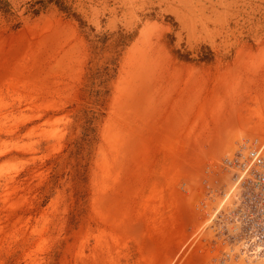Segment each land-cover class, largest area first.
<instances>
[{"label": "rangeland", "instance_id": "rangeland-1", "mask_svg": "<svg viewBox=\"0 0 264 264\" xmlns=\"http://www.w3.org/2000/svg\"><path fill=\"white\" fill-rule=\"evenodd\" d=\"M261 141L264 0H0V264H264Z\"/></svg>", "mask_w": 264, "mask_h": 264}, {"label": "built area", "instance_id": "built-area-1", "mask_svg": "<svg viewBox=\"0 0 264 264\" xmlns=\"http://www.w3.org/2000/svg\"><path fill=\"white\" fill-rule=\"evenodd\" d=\"M240 159V176L258 189L259 212L264 218V141L254 144L246 153H242ZM262 230L264 234V225ZM260 240L264 243V235Z\"/></svg>", "mask_w": 264, "mask_h": 264}]
</instances>
